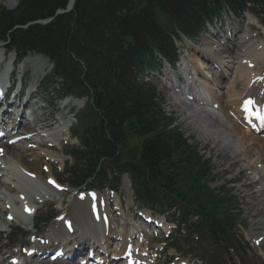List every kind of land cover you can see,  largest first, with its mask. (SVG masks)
<instances>
[{
    "label": "trees",
    "instance_id": "16d2710c",
    "mask_svg": "<svg viewBox=\"0 0 264 264\" xmlns=\"http://www.w3.org/2000/svg\"><path fill=\"white\" fill-rule=\"evenodd\" d=\"M67 4L18 0L15 10L0 9L7 52L19 61L32 53L45 57L52 68L43 90L59 100H85L74 114L77 146L68 153L67 180L76 188H116L127 174L141 205L176 213L184 219L178 226L190 228L195 210L182 186L195 177L187 169L196 177L209 173L146 80L164 62L177 63L181 37L197 39L224 11L263 17L264 0H74L71 11L56 15ZM200 196L196 190L193 197ZM218 203L208 210L199 202L192 228L219 246L234 237L229 213Z\"/></svg>",
    "mask_w": 264,
    "mask_h": 264
},
{
    "label": "rangeland",
    "instance_id": "374dc122",
    "mask_svg": "<svg viewBox=\"0 0 264 264\" xmlns=\"http://www.w3.org/2000/svg\"><path fill=\"white\" fill-rule=\"evenodd\" d=\"M1 8L7 10L4 5H0V9ZM8 11L11 10L8 9ZM246 18L247 19L241 21H235L233 19L227 20L230 19V17L225 16L226 20H224L222 23H218L216 25V28H210V31L207 35L201 36L199 39L193 42L183 40L178 50L179 63L177 64V68L173 69L171 73H168V69H166L165 67V69L161 71L160 76L152 75L148 79V82L152 83L165 97L163 110L165 114H167V116H172V118H174L176 125L179 126L184 137L188 139V144L193 149L192 151H190L191 154L194 153L193 158L196 154L199 156V158H201V161L204 164L206 163V165H210V168L208 170L210 172L212 170L213 178L212 181L208 184V187L214 193L221 189L226 190L230 193L229 201H234V203H228V207L229 209L235 208L232 217L236 221L233 229V237L236 245L230 242H224V245H222L221 247L216 246L214 242H209L207 239L201 238L196 233L194 234L191 232L190 234L187 233L183 238L177 241L175 247L177 248L178 252H175L174 250H168L165 252V235L170 232L171 226L164 225L163 218H166L168 222L173 223L172 217L170 216V214H157L147 206L138 207L137 203L133 199V194L130 189V182L127 176L123 175L121 177L120 187L117 190V196H119V200L122 204V213L120 211H117L116 214H113L112 224L114 226V234L116 233L117 235H119L125 231L131 232L133 230L131 233V238L129 239V244L132 247H138L139 252L143 251V256L140 255V257L143 259L144 264H167L168 260H170L169 262L172 264H264V241L260 239L259 234V232H264V204H262V202L264 201V193H259L257 188L251 187L252 183H249L250 176L244 174V172L239 169V163L232 162L230 160L229 154L224 153V151L221 150L218 145L212 144L207 138L202 137L201 134L196 131L190 125V123H188L189 121L185 120L182 111L173 102V97L177 95L176 92H181V90H179L178 88L180 82L185 84V80L183 78V61L190 62L191 60L196 59L199 60V62L204 66H206V69L200 68V70L197 72L199 73L200 79H208L209 83L213 85L212 88L217 94L219 92V87L212 79L219 77L221 75V70H225V68H223L220 63L224 61V63L227 64V62L230 61V58L228 57L229 55L223 54L220 56V52L222 51H219V49L224 48L223 43H226V47L224 49L228 52L230 51L229 53L232 52L231 46L229 45L231 44L230 41L221 42L220 45V43L217 42L218 39L221 36L231 38V35L235 34L237 38H240L242 36V33L237 28V26L242 27V25L244 24V28H242V31H248L255 37V41L258 43L264 41L262 40L264 39V30L260 28L258 21L250 16H247ZM261 21L262 23H264V20ZM249 23L251 25L255 24L251 28L254 30V34L257 35H254L252 33L249 27L251 25H249ZM228 30H230V32L232 33L229 32L227 34ZM256 39H261V41H257ZM214 50L219 51L215 52L218 53L219 56L214 57L215 59L212 57L213 60L210 59V61H207L206 64L201 62L202 60L200 59V57H204L207 59L210 54L209 51L213 52ZM220 57H222L223 60L220 61ZM26 58L17 67V79L24 77V79L26 80L34 76L35 68L31 64L28 65L26 72H23L22 66L24 62H26ZM13 59L14 55L12 53L7 55L3 50H0V61L7 69H11ZM186 64L190 67L189 63ZM259 67L263 66L261 65ZM203 69H205L207 73L203 72ZM27 71H32V74L26 76ZM225 71L226 72H224L223 75L228 76L229 71ZM262 71L264 70L262 69ZM48 73L49 71L45 72V74L43 75L37 74L35 75V78L40 80L41 77H43L44 75L47 76ZM168 74L175 76L178 82H176L175 84L170 83L167 80ZM230 82L231 80L225 81L224 83L228 85ZM195 85H200V87H202V85L198 81L195 82ZM232 88L234 89V87ZM236 89L240 91L242 90V87L240 86ZM29 90H34V84L32 85V87H27V91ZM38 94L40 95V99L38 98L36 102H29L28 106L29 108H35L36 114L39 115L38 117H41L44 122L35 123L31 131L47 134L46 132L49 131V129L63 124L62 128L64 129L62 130L65 131L69 129V133L68 135H66V133L61 134V132L59 140L55 143L56 145H60L61 151L57 150L59 152L57 158L53 155L46 156L42 149L35 150L38 156L40 155L37 159V156H29L25 153L23 155L24 159L22 161L16 158L13 154H11L9 157L13 160H19L22 163L23 173L21 175H25L28 178H32L29 177V175H33V179L38 181L39 177L37 176V173L38 171L42 173L43 170L44 174H46V176H44L42 173V175L45 177V180H47L49 176L54 175L63 184V186L67 187L66 189L68 190V187H70L68 185L70 183L68 184L64 179L62 169L64 168L65 163L69 162V158L68 156H66V154L69 152L70 148L76 146L75 140H73L70 135L71 133H73V128L71 127L73 123L72 114L75 110L79 109L82 106L83 101H74L73 98H66L65 100H68L69 102L65 100L58 102L57 94L54 91H49L47 93L38 91ZM20 103L22 104V106L25 105L26 99H22ZM40 107L42 108L41 110H39ZM47 127L49 128L46 129ZM46 140L48 141L50 139ZM4 143L5 142L1 144ZM62 155L63 157H60ZM201 161L199 160L200 165H202ZM2 162H5V160L2 159ZM50 162L53 164H51ZM46 167L47 172L45 171ZM191 167L192 166H190L187 171L192 172L194 168ZM4 173L6 174V172ZM194 181L196 184L201 182L200 179H197L196 177ZM38 182L41 184L40 181ZM190 184L192 185L193 182H191ZM12 186L14 188H18V186L15 184H12ZM22 187L25 189L21 190L20 188H18L19 192L21 191L20 194H23L22 196L24 198L26 197L25 199H27V201H29L31 205H35L36 207L38 206V208L34 218H29L32 224L31 222L23 223V221L20 220V214L17 213V216L14 215L16 218L14 222L8 225L7 222L10 216H8L7 214L12 212L10 210H6V208L9 209L10 205L16 207V202L19 198L14 196L13 194H10L9 191H6V188L0 190V264H12V260L18 261L19 259L23 260L25 264H52L49 262L50 256L47 254L48 252L53 253V250L57 248L56 246L59 241L55 240L51 234V229L53 226L60 225L61 227V222L57 223L56 217L61 214L63 217L62 221H64V213L66 212V207L73 199H81L83 196L78 198V196L80 195H77L71 189H69L67 193L61 194L55 191H48L45 193L46 196L47 194H53L49 198V202L46 201L47 203L45 202L44 204H42V206H39L34 204L33 199H31L30 192H36V189H34L35 186H29V190L26 188V185H23ZM52 189L54 190L56 188L52 187ZM202 190L204 191V189ZM53 196L56 197V200H52ZM60 197H62L64 202L62 206L60 203H57V199H59ZM85 197L88 198V195H85ZM108 199L112 200L111 203L113 208H111V210L113 211V209L115 208L116 199ZM211 199H214V197H211ZM197 202H204V200L199 199L197 200ZM206 203L210 207H213L210 199H207ZM208 205L207 207H209ZM17 207L13 208V214H15L14 212L18 210ZM19 211L20 209L18 210V212ZM150 212L155 215H151ZM86 214L87 218L84 214V216L82 217V221H84L86 226L90 229V232L92 231L93 233H96L97 228L91 225L89 221V218L91 217V214H89V209L87 210ZM148 214L151 215L153 219H155L153 220V223L158 224L157 229L155 228V226L149 228L144 224L143 221H145V219L149 217ZM234 215L236 217H234ZM67 218L69 217L67 216ZM28 224L30 225L29 227ZM61 228L63 229V226ZM78 234L79 233H76V236L72 237L73 243L75 242L74 240L77 238ZM182 235L183 233L180 234L181 237ZM42 237L45 238L43 240H47L46 238H48L50 244L48 242V245H43L42 248L46 247V249L42 250L40 254L34 257L32 255H29L32 247H34L35 249L36 245L33 246V243L40 238L42 240ZM113 241L114 239L110 240V250L112 251H114V248H116L117 246L116 245L111 247ZM255 241L259 242L260 245L257 246ZM72 242L69 243V245L71 244V246L69 247L73 246ZM118 242L121 243L120 241ZM91 244L92 242H88V246H84L82 249L81 247L79 248L80 252L77 256V260H82L84 258V260H87V257L85 256L86 253L90 252L89 246ZM44 255H47V257L45 259H42ZM218 259L219 261L217 262ZM65 263L78 264L76 261H74V259L66 261L64 260V262L57 261L53 264ZM118 263L119 262H117L116 264Z\"/></svg>",
    "mask_w": 264,
    "mask_h": 264
},
{
    "label": "bare ground",
    "instance_id": "6f19581e",
    "mask_svg": "<svg viewBox=\"0 0 264 264\" xmlns=\"http://www.w3.org/2000/svg\"><path fill=\"white\" fill-rule=\"evenodd\" d=\"M17 4L18 0H0V5H4L7 10L13 11V9L17 7ZM57 12H59V10ZM57 12L56 15H59ZM243 25L242 27L237 26L242 33L240 38H237L235 34L231 35V38L223 36L217 41L220 45L221 42L224 41H230L232 44H229L232 49L231 53L224 49L226 43H223L224 48L219 49V51H222L220 52V56L227 54L230 58L227 64H225L224 61L221 63L218 62L225 70L229 71V75H223L226 71L222 68L221 75L219 74V77L212 79L219 87V92L217 94L215 93L212 88L213 85L209 83L207 78H199V73L197 71L206 66L196 59L190 62L183 61L182 66L185 80V84H183L184 91L175 95L173 97V102L182 111L185 120L189 121L188 123H190L202 137L207 138L212 144L218 145L224 153L229 154L232 162L239 163V169L244 172V174L250 176L249 183H252L251 187L257 188L259 193H264V135H262L264 129H262L258 135L252 133L247 128V124L243 121V114L241 113V109L245 104L247 108L259 104L264 105V71H262V69L264 70V41L261 43L256 42L255 37L248 31H242V28H244ZM219 51H209L210 54L207 57V61L209 62L212 57L219 56L218 53H215ZM200 59L203 60L204 57H200ZM221 60H223L222 57H220V61ZM186 63H189L190 67ZM29 64L35 68L34 75H43L45 72L51 70L48 60L42 56L28 55L26 62H24L22 66L24 73ZM261 65L263 67H259ZM3 67L7 72L11 70L7 69L5 66ZM205 69L202 71L205 72ZM6 76L7 73L6 75L0 74V88L5 84ZM8 78L10 80L11 76L9 75ZM18 80L21 83L27 81L24 77L18 78ZM167 80L172 84L177 82V78L170 74L167 75ZM229 80H231V82L228 85L224 83ZM197 81H199L203 88L195 85ZM240 86L242 90L238 91L236 88ZM232 87H234V89ZM5 93V91L0 93V129H2L3 124H9L10 129L8 136L6 135L7 138H2L0 140V190L6 188V191H9L10 194L19 198H17L18 201L16 204L18 207H16L18 210L20 209V211L18 212V210L15 209L17 211L14 210L15 214L13 215L17 216V213H19L21 216L20 220L23 221V223L31 222L29 218H34V206L31 205L30 202L25 199L26 197L24 198L22 196L23 194H20L21 191L19 192V190L15 189L12 184L17 185L21 190L25 189L22 187L23 185H26L28 190L30 187L35 186L34 189H36V192H30L31 199H33L34 204L42 205L51 197L49 194L46 196L45 193L54 191L52 187H55L56 182L54 175L49 176V178L45 180V177L40 171H38L37 176L41 184L33 178L21 175L23 173V165L19 160L22 161L24 159V153L29 156H37V159L40 156L35 152L37 149H42L46 156L53 155L57 158L59 154L58 151H61V149L60 145H56L55 143L59 140L61 134L66 133V135H68V130L63 131L62 129L64 128L57 126L49 129V131L46 132L47 134L32 132L33 125L38 122H44V120L41 117L39 118V115H37L34 110L31 111L33 117L32 122H28L25 118H21V101L16 99L11 100L6 97ZM31 95L30 91L28 96ZM28 108V102H26L24 109ZM9 120L10 122H8ZM11 139H14L16 142L9 145L8 141ZM46 139L50 140L47 141ZM3 142L5 143L1 144ZM52 147L55 148V150H51ZM11 154L19 160L11 159L9 157ZM60 157H63V155ZM2 159H4L5 162H2ZM4 172H6V174ZM50 181L54 183H50ZM108 198L107 194H98L96 198H91V196L88 195V198L83 196L81 199H73L66 207V212L64 213L65 220L63 222V225L64 223H72L73 231L75 230L72 234H68L60 225L52 227L51 234L55 240H59L57 245L63 250V256L65 255L64 250L66 252L65 261L72 260L73 255L80 252L79 248L81 247L82 249L84 246H88V242H92L93 251L98 249L96 244L100 242L103 245V249L107 252L108 249H110V240L113 239V235H115L114 237L118 238V241L121 243L120 248H115L111 256L115 257V259L122 257L124 251L126 252V250H128L127 246L132 232L125 231L119 235L114 234L112 225L107 218L106 205L108 203ZM52 200H56V197L53 196ZM57 203H60L61 206L64 204L62 197L57 199ZM262 204H264V201ZM118 206H121L119 199ZM25 208H29L28 214H23ZM94 208H97L99 211L97 220L93 219L92 209ZM88 209L91 214L89 218L90 223L97 228L96 231L99 230L98 237H95L93 232H90V229L86 226L84 221H82L84 214L87 218L86 212ZM67 216L69 218H67ZM29 226L28 224V227ZM76 233L79 234L73 243L72 237L76 236ZM259 234L260 239L264 241V232H259ZM43 239L45 238H42L41 243L46 246L49 242L48 238H46L47 240ZM70 242L73 244L72 247H69L71 246V244L69 245ZM259 242L256 241L258 246L260 245ZM39 246H35L32 254H36V252L43 250V246ZM132 254L133 253L129 252L125 260L131 259ZM101 264H108V262L104 260Z\"/></svg>",
    "mask_w": 264,
    "mask_h": 264
},
{
    "label": "water",
    "instance_id": "95a60500",
    "mask_svg": "<svg viewBox=\"0 0 264 264\" xmlns=\"http://www.w3.org/2000/svg\"><path fill=\"white\" fill-rule=\"evenodd\" d=\"M73 5H74V0H69L67 6H66V8H65V10H64V11H59V12H57V14L68 13L69 11L72 10ZM50 21H51V19L47 20V21L44 22V23H47V22H50Z\"/></svg>",
    "mask_w": 264,
    "mask_h": 264
},
{
    "label": "snow or ice",
    "instance_id": "6c2138e0",
    "mask_svg": "<svg viewBox=\"0 0 264 264\" xmlns=\"http://www.w3.org/2000/svg\"><path fill=\"white\" fill-rule=\"evenodd\" d=\"M248 103H250V102H248ZM50 183H54V182L50 181Z\"/></svg>",
    "mask_w": 264,
    "mask_h": 264
},
{
    "label": "flooded vegetation",
    "instance_id": "af4514ba",
    "mask_svg": "<svg viewBox=\"0 0 264 264\" xmlns=\"http://www.w3.org/2000/svg\"><path fill=\"white\" fill-rule=\"evenodd\" d=\"M13 10H15V9H13ZM12 11V10H11Z\"/></svg>",
    "mask_w": 264,
    "mask_h": 264
}]
</instances>
